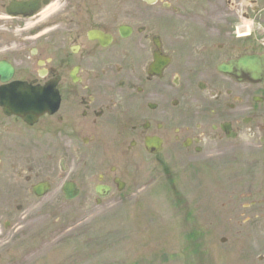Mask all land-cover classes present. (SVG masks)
I'll use <instances>...</instances> for the list:
<instances>
[{
    "label": "flooded vegetation",
    "instance_id": "af4514ba",
    "mask_svg": "<svg viewBox=\"0 0 264 264\" xmlns=\"http://www.w3.org/2000/svg\"><path fill=\"white\" fill-rule=\"evenodd\" d=\"M259 59L264 0H0V209L68 177L90 202L121 195L159 156L148 139L263 163ZM24 225L0 220V239Z\"/></svg>",
    "mask_w": 264,
    "mask_h": 264
},
{
    "label": "rangeland",
    "instance_id": "374dc122",
    "mask_svg": "<svg viewBox=\"0 0 264 264\" xmlns=\"http://www.w3.org/2000/svg\"><path fill=\"white\" fill-rule=\"evenodd\" d=\"M219 150L208 159L144 156L122 195L100 206L61 199L57 188L41 199L20 194L0 209L2 225L27 221L0 239V264H39L33 255L50 256L47 264H264V162L231 144Z\"/></svg>",
    "mask_w": 264,
    "mask_h": 264
},
{
    "label": "water",
    "instance_id": "95a60500",
    "mask_svg": "<svg viewBox=\"0 0 264 264\" xmlns=\"http://www.w3.org/2000/svg\"><path fill=\"white\" fill-rule=\"evenodd\" d=\"M254 66H255V65H254ZM259 68H260V70L264 69V63H263V62L259 64ZM73 189H74L73 187H70V188L67 190V197H69V198H73V197L76 196V194H77L78 192H77V191L72 192Z\"/></svg>",
    "mask_w": 264,
    "mask_h": 264
}]
</instances>
